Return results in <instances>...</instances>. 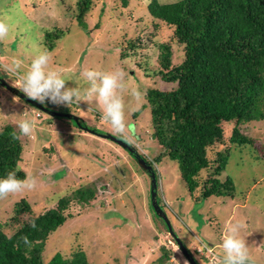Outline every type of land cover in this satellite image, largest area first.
I'll return each instance as SVG.
<instances>
[{
	"label": "rangeland",
	"instance_id": "1",
	"mask_svg": "<svg viewBox=\"0 0 264 264\" xmlns=\"http://www.w3.org/2000/svg\"><path fill=\"white\" fill-rule=\"evenodd\" d=\"M77 1L0 0V21L10 27L9 36L0 41V74L9 84L17 85L32 59L44 50L52 54L50 67L61 70L74 87H87L81 76L85 70H123L127 121L136 129L134 145L152 161L163 147L152 136L146 97L137 106L131 91L146 93L149 87H171L153 72L159 67L158 44L169 41L172 30L150 15L147 5L151 0H128L127 6L122 0H92L85 15V30L78 24ZM56 29L62 30L63 36L49 50L43 42L45 31ZM134 41L136 45L132 46ZM172 50L173 63L177 64L182 60L183 48L173 43ZM14 59L23 61L17 73L10 70ZM13 97L19 96L0 84V126L13 123L18 129L21 119L35 121L33 136H24L23 161L27 176L35 177L37 184L32 191L0 200V227L4 231L12 234L16 229L9 219L20 198H26L39 213L55 207L59 199L72 195L75 189L91 186L96 199L88 204L70 202L66 213L71 217L50 235L44 247L46 261L57 252L68 254L78 248L95 264H155L164 247L169 252L164 264H191L172 241L165 223L155 218L150 177L125 146L88 131L69 117H35L37 107L21 97L16 102ZM44 105L70 111L87 125L116 135L94 102L70 108L50 102ZM232 126L233 122L224 125L225 142L208 148L211 160L229 147ZM246 130L255 138L254 146L233 147L226 169L219 176L221 180L227 176L233 179L235 191L231 196L201 197L210 169L201 171L200 184L192 194L176 161L165 155L154 162L164 211L173 230L200 264H213L205 260L206 252H201L204 246L214 248L221 264L226 228L237 222L242 225L240 236L247 242L252 264H264V121L250 123Z\"/></svg>",
	"mask_w": 264,
	"mask_h": 264
},
{
	"label": "trees",
	"instance_id": "2",
	"mask_svg": "<svg viewBox=\"0 0 264 264\" xmlns=\"http://www.w3.org/2000/svg\"><path fill=\"white\" fill-rule=\"evenodd\" d=\"M122 1L127 6L128 0ZM91 5L92 0L77 1L78 24L85 30V15ZM147 8L155 21L167 24L172 30L169 41L158 44L159 67L153 72L171 87H149L146 91L152 136L163 147V152L152 161L144 153L140 155L154 171V162H160L165 155L176 161L192 194L200 184L201 171L210 169L211 175L204 180L201 197L231 196L235 191L233 179L227 176L221 180L219 176L226 169L233 147L254 146L255 138L248 134L246 125L264 121V0H176L165 3L151 0ZM62 36L60 29L46 30L43 41L46 48L54 49ZM173 43L183 48L182 60L177 64L173 63ZM1 80L8 82L0 74ZM142 108L134 112V116ZM58 112L72 113L60 109ZM43 114L52 117L41 111L39 118ZM228 122H233L229 147L211 160L208 148L225 142L224 125ZM78 124L97 135L110 134L87 125L80 117ZM12 133L19 134L13 123L0 126V178L15 171L18 178L24 179L27 170L23 153L27 137L13 139ZM127 144L138 151L134 143ZM158 178L157 174L156 201L164 210L158 194ZM96 196L93 187L81 186L72 195L59 199L55 207L39 213L26 198H20L9 219L16 225L15 231L9 234L0 227V264H95L88 260L82 249L74 248L68 254L57 252L47 261L43 250L50 235L71 217L66 213L70 202L88 204ZM152 207L155 218L165 223L169 232L165 220ZM33 221L36 228L31 227ZM173 232L171 239L181 248L177 239L182 240ZM24 236L31 241L30 246L23 243L21 238ZM168 259L169 252L161 247V256L155 264H164ZM205 260L209 262L206 257Z\"/></svg>",
	"mask_w": 264,
	"mask_h": 264
},
{
	"label": "clouds",
	"instance_id": "3",
	"mask_svg": "<svg viewBox=\"0 0 264 264\" xmlns=\"http://www.w3.org/2000/svg\"><path fill=\"white\" fill-rule=\"evenodd\" d=\"M9 32V25L0 21V41H4L9 36ZM51 61L52 54L47 50L42 51L32 59L27 71L19 77L17 85L12 86L18 88L30 100L40 104L50 102L70 108L72 105L81 102L89 104L94 102L101 109V118L110 125L114 134L129 144L135 142L136 129L127 121L126 102L123 95L126 90V73L123 70L112 72L85 70L81 73V76L86 81L87 87L81 88L72 86L61 70L52 69L50 67ZM22 66L23 61L14 59L10 70L17 73ZM131 96L139 106L144 102L146 93L139 89H133ZM19 97H13V100L18 102ZM41 111L43 110L38 108L34 111V116L40 117ZM38 112L40 115L36 116L35 114ZM17 127L19 134L12 133L13 139H19L20 136L32 137L36 130L35 121L31 119L19 120ZM36 184L35 177L26 176L24 179H20L15 171H10L3 178H0V200L14 194L32 191L35 189ZM31 227L36 228L34 221L31 223ZM241 227L242 225L238 222L235 224L230 223L227 226L221 244L223 249L221 264H252L247 242L240 236ZM21 239L25 245L30 246L31 241L27 236Z\"/></svg>",
	"mask_w": 264,
	"mask_h": 264
},
{
	"label": "water",
	"instance_id": "4",
	"mask_svg": "<svg viewBox=\"0 0 264 264\" xmlns=\"http://www.w3.org/2000/svg\"><path fill=\"white\" fill-rule=\"evenodd\" d=\"M0 83L4 87H6L10 91H12L13 93L17 94L18 96H20L21 98H23L24 100H26L27 102H29L32 105H34L35 107L43 110L45 113H47L49 115H52V116L69 117V118L74 119L75 121H77L79 123V117L77 115L72 114V113H64V112H58V111L50 110V109L46 108L45 106H43L42 104H40V103H38L36 101L30 100L22 92H20L18 88L10 85L5 80H1ZM102 136L103 137H106V138H110L113 141L117 142L118 144L125 146L126 149L129 150L137 158L140 166L146 171V173L150 177L151 197H152L153 206L155 207V210L160 215V217L165 220V222H166V224L168 226V229H169V233L170 234H173L174 232H173V229H172V225L170 223V220H169L167 214L165 213L164 210H162L159 207V205L157 204V201H156V195H157V176H156V173H155L152 165H150L144 158H142L141 155H140V153L137 150L133 149L127 143L119 140L116 136L110 135V134H103ZM177 242L181 246L182 252L184 253V255H186V257L189 260V262L191 264H198L194 260V258L192 257L191 252L186 247H184V245L182 244V242L179 239H177Z\"/></svg>",
	"mask_w": 264,
	"mask_h": 264
},
{
	"label": "built area",
	"instance_id": "5",
	"mask_svg": "<svg viewBox=\"0 0 264 264\" xmlns=\"http://www.w3.org/2000/svg\"><path fill=\"white\" fill-rule=\"evenodd\" d=\"M35 115L39 116L40 113L38 112ZM204 249L205 250H201V249L200 250L202 253H204V251L206 252L207 255H205V256H207V258H209L210 263L219 264V256L215 253L214 248L204 246Z\"/></svg>",
	"mask_w": 264,
	"mask_h": 264
}]
</instances>
